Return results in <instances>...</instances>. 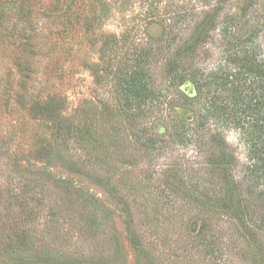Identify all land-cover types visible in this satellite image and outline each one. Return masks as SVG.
Instances as JSON below:
<instances>
[{
    "label": "rangeland",
    "instance_id": "obj_1",
    "mask_svg": "<svg viewBox=\"0 0 264 264\" xmlns=\"http://www.w3.org/2000/svg\"><path fill=\"white\" fill-rule=\"evenodd\" d=\"M253 3L0 0V264L264 263V224L252 243L242 224L186 192L203 186L209 152L223 148L246 190V132L208 117L201 142L218 133L225 144L210 151L165 133L180 116L191 134L213 102L233 104L213 93L211 74L231 68L226 56L264 0ZM209 15L215 24L200 41L197 25ZM146 49V77L160 96L129 109L116 74ZM193 74L205 83L198 93ZM147 134L158 138L152 147ZM249 189L240 197L251 206L264 190Z\"/></svg>",
    "mask_w": 264,
    "mask_h": 264
},
{
    "label": "trees",
    "instance_id": "obj_2",
    "mask_svg": "<svg viewBox=\"0 0 264 264\" xmlns=\"http://www.w3.org/2000/svg\"><path fill=\"white\" fill-rule=\"evenodd\" d=\"M254 1L256 2V0ZM255 4L257 3H253L252 0V8L255 7ZM257 9H252V23L250 24L249 32L245 34L238 44L234 45L233 52L226 56L227 62L225 65L229 64L231 68L229 66L228 70L225 67L227 70L211 74L212 80L215 82L213 93L221 97L224 96V93H227L225 96L230 95L233 104L230 102L231 106H227L222 101L213 102L207 107V112L205 111L201 115L198 126L191 134L187 132L189 123L180 118L179 114V117L176 118L182 123H173L171 130L168 128L169 130L165 131V133L170 134L174 141L183 142L185 138L187 142L200 140V147H203V143L206 142L207 144L204 143V145H208L209 151L213 149V146L220 147L225 144H222L223 140H221L218 133L208 135V142H201L204 133L200 130L204 128L208 117H213L216 121L229 120L238 125L241 130H244V133L246 132L249 137V161L245 166L247 171L245 178L248 185L246 190H241L243 185L233 175V164L230 163L232 157L223 148L218 153L209 152L207 160L210 168L207 181L204 182L203 186L192 185L186 189V192L193 197L194 201L201 202L200 205L204 206V209L226 215L234 222L242 224L246 228L242 236L248 240L252 239V243L255 242L254 232L257 231L258 227H263L264 224V194H260L261 201L255 203L251 201V206L248 203H244V199L240 195L243 193L251 194L249 184L252 193L257 187L264 190V47L259 42L260 37L264 36V3L261 8ZM256 10L257 12L254 14ZM203 18L197 25L202 34L198 36L200 41H204L207 31L215 24V16L209 15ZM197 43L198 40L192 42L191 48L197 47ZM227 43L229 44V41ZM188 48L190 49V47ZM176 54H178V59H180L181 51L178 50ZM150 55V49H146L140 54V60L131 64L129 69L120 70L116 74V79L125 98L124 105L129 109L138 108L141 105H149L160 96H157L156 91H154L146 77V65ZM176 61L172 59L167 64L168 73L173 74L174 80L181 77V74L177 72L180 68ZM189 80L194 85L196 93L202 90L205 85L204 81L197 80L194 74L189 77ZM246 87H248L247 90H245ZM184 99L186 100V97ZM239 103L243 104V107L238 106ZM235 107L240 111L239 114H236ZM32 111L35 114L47 115L45 108H42L39 104H35L32 107ZM66 128L70 132V128L72 129L74 126H66ZM75 129H77L76 126ZM155 137V134H147L144 143L148 147H152L158 142V138ZM195 193H199L201 197ZM127 223L128 228L131 229L129 217L127 218ZM206 228L207 225H202L200 237H206L204 235L208 230ZM209 250L211 248H208L207 251Z\"/></svg>",
    "mask_w": 264,
    "mask_h": 264
}]
</instances>
